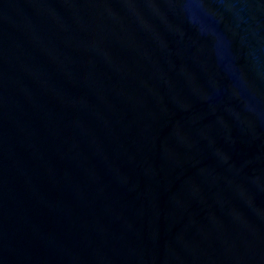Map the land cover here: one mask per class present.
<instances>
[{"label":"water","instance_id":"water-1","mask_svg":"<svg viewBox=\"0 0 264 264\" xmlns=\"http://www.w3.org/2000/svg\"><path fill=\"white\" fill-rule=\"evenodd\" d=\"M0 264H264V0H0Z\"/></svg>","mask_w":264,"mask_h":264}]
</instances>
